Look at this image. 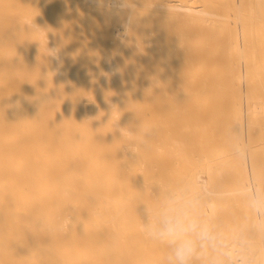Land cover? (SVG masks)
I'll return each instance as SVG.
<instances>
[{"label": "bare ground", "instance_id": "obj_1", "mask_svg": "<svg viewBox=\"0 0 264 264\" xmlns=\"http://www.w3.org/2000/svg\"><path fill=\"white\" fill-rule=\"evenodd\" d=\"M196 178L255 235L264 0H0V264H166L147 213Z\"/></svg>", "mask_w": 264, "mask_h": 264}, {"label": "clouds", "instance_id": "obj_2", "mask_svg": "<svg viewBox=\"0 0 264 264\" xmlns=\"http://www.w3.org/2000/svg\"><path fill=\"white\" fill-rule=\"evenodd\" d=\"M234 150L247 158L242 138ZM206 194L196 178L147 213L144 235L166 247V264H264V183L249 182L228 193L251 214L255 235L218 226L205 211Z\"/></svg>", "mask_w": 264, "mask_h": 264}, {"label": "rangeland", "instance_id": "obj_3", "mask_svg": "<svg viewBox=\"0 0 264 264\" xmlns=\"http://www.w3.org/2000/svg\"><path fill=\"white\" fill-rule=\"evenodd\" d=\"M242 66H243V64L241 63V64H240V68H241L240 70H241V71H243V69H244ZM242 83H243V82H242ZM242 85H243V84H241V88L243 89V88H244V85H243V86H242ZM243 90H244V89H243ZM242 102L244 103V104L242 103L243 108H244V105H245L244 99H243Z\"/></svg>", "mask_w": 264, "mask_h": 264}]
</instances>
